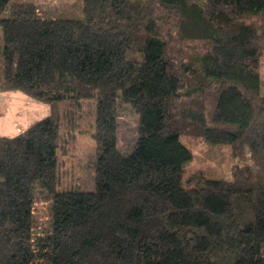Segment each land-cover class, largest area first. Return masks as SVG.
I'll use <instances>...</instances> for the list:
<instances>
[{
	"label": "trees",
	"instance_id": "1",
	"mask_svg": "<svg viewBox=\"0 0 264 264\" xmlns=\"http://www.w3.org/2000/svg\"><path fill=\"white\" fill-rule=\"evenodd\" d=\"M8 1L0 91L50 110L0 135V264H264V0H83L80 18ZM92 95L94 184L70 188L63 124ZM122 103L136 115L127 152ZM182 134L228 145L231 176L198 170L184 186ZM36 194L50 202L39 231Z\"/></svg>",
	"mask_w": 264,
	"mask_h": 264
},
{
	"label": "rangeland",
	"instance_id": "2",
	"mask_svg": "<svg viewBox=\"0 0 264 264\" xmlns=\"http://www.w3.org/2000/svg\"><path fill=\"white\" fill-rule=\"evenodd\" d=\"M21 1H33L42 16L54 18L82 17L83 0H9L8 4ZM260 76L262 93H264V39L260 56ZM13 96L10 106L11 118L17 114L18 124L26 127L35 120L47 115L50 105L37 101L26 94ZM28 97V98H25ZM95 95L80 100L79 107L74 110L73 127L63 124L66 133L64 150L59 156L60 182L70 188L92 189L94 172L91 161L95 156V144L91 137L94 130ZM118 146L122 152H127L135 139L136 115L131 108L122 103L118 109ZM21 115L24 118L20 117ZM6 117L10 118L7 112ZM20 117V118H19ZM73 121V122H74ZM72 122V124H73ZM180 140L190 149L192 157L185 165L183 185L189 184L186 177L194 171H201L213 178L230 177L235 160L231 156L230 147L226 144H209L200 137L180 135ZM34 229L36 231L48 228L50 222V202L43 195L36 194L33 208Z\"/></svg>",
	"mask_w": 264,
	"mask_h": 264
},
{
	"label": "crops",
	"instance_id": "3",
	"mask_svg": "<svg viewBox=\"0 0 264 264\" xmlns=\"http://www.w3.org/2000/svg\"><path fill=\"white\" fill-rule=\"evenodd\" d=\"M21 94L22 92L20 91H0V135L11 136L21 132L26 128L25 125L22 126L18 124V118L15 119L17 114H20V112L16 111L15 115L11 118L12 110L10 104L14 99L13 96H25ZM7 112L10 114V118L6 117ZM20 117L24 118L23 115H21Z\"/></svg>",
	"mask_w": 264,
	"mask_h": 264
}]
</instances>
